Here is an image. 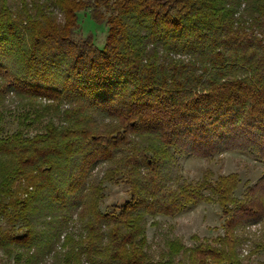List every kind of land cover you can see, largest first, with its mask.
<instances>
[{
	"label": "trees",
	"instance_id": "16d2710c",
	"mask_svg": "<svg viewBox=\"0 0 264 264\" xmlns=\"http://www.w3.org/2000/svg\"><path fill=\"white\" fill-rule=\"evenodd\" d=\"M94 1L45 0L39 19L0 0V95L59 106L58 121L34 137H0V247L11 253L42 243V252L51 251L76 215L88 247L74 259L171 264L150 263L146 219L209 198L201 186H168L167 163L177 154L210 158L238 150L264 164V0ZM99 3L117 11L105 18L106 44L74 40L78 13ZM48 5L65 8L69 24L47 16ZM103 162L131 184L119 210L92 205L89 178ZM16 181L18 192L10 189ZM209 186L226 204L233 188L223 181ZM263 194L264 175L246 200L224 205L230 251L242 243L239 230L263 220ZM20 221L27 227L21 234ZM193 250L191 264L236 263L223 247Z\"/></svg>",
	"mask_w": 264,
	"mask_h": 264
},
{
	"label": "rangeland",
	"instance_id": "374dc122",
	"mask_svg": "<svg viewBox=\"0 0 264 264\" xmlns=\"http://www.w3.org/2000/svg\"><path fill=\"white\" fill-rule=\"evenodd\" d=\"M24 1L27 2L25 11L22 9ZM44 1L35 0L37 7L33 4L34 0H1V4L6 3L14 13L22 11L24 16L31 14L42 19V7L46 3ZM75 1L78 3L80 0ZM98 5L97 10L89 8L88 11L78 13V24L73 31L74 40L82 42L89 39L98 47L106 44L109 25L105 18L114 17L117 11L101 3ZM48 6L45 10L47 16L55 17L56 23L62 26L69 24L65 8L62 10L59 5ZM244 7L243 5L242 8ZM92 10L98 14L97 21L92 18ZM53 108H59L58 104L46 99L37 102L18 97L15 93L0 95V137L17 132H22L29 138L34 137L37 132H43L49 123L58 121ZM162 174L168 186H201L209 199L173 216L157 214L146 219L144 249L150 263L169 260L171 264H191L193 249L203 244L226 248L227 255L237 264H264V218L249 223L238 231L242 243L237 245L235 251H230L223 242L228 239L226 223L230 216L224 205L232 208L234 201L246 200L248 189L264 175V164L256 156L238 150L223 152L210 158L177 154L174 160L167 163ZM126 179L125 174L117 170L114 163H101L89 178V191L92 192L91 200L94 201L92 205H96L102 212L119 210L131 197V184ZM222 181L230 189L233 188L226 196V204H222L224 200L219 199L220 195L214 194L209 186L216 183L220 185ZM13 184L10 189L18 192V182ZM26 186L22 185L23 189ZM23 189L20 194L25 190ZM41 221L42 217H38L35 225ZM15 227L20 234L27 230L22 221ZM38 227L42 226L39 224ZM68 231L66 237L62 236L51 251L42 252L41 242L32 251L16 249L9 253L0 247V264H92L83 256L78 261L71 256L76 250L88 247L87 230L76 215Z\"/></svg>",
	"mask_w": 264,
	"mask_h": 264
},
{
	"label": "built area",
	"instance_id": "2783aa9c",
	"mask_svg": "<svg viewBox=\"0 0 264 264\" xmlns=\"http://www.w3.org/2000/svg\"><path fill=\"white\" fill-rule=\"evenodd\" d=\"M256 225V224H255Z\"/></svg>",
	"mask_w": 264,
	"mask_h": 264
}]
</instances>
